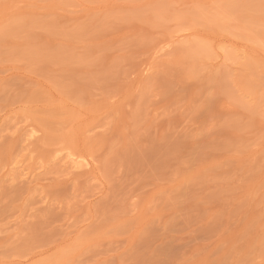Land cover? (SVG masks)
Returning <instances> with one entry per match:
<instances>
[{"label": "rangeland", "instance_id": "rangeland-1", "mask_svg": "<svg viewBox=\"0 0 264 264\" xmlns=\"http://www.w3.org/2000/svg\"><path fill=\"white\" fill-rule=\"evenodd\" d=\"M0 264H264V0H0Z\"/></svg>", "mask_w": 264, "mask_h": 264}, {"label": "bare ground", "instance_id": "bare-ground-1", "mask_svg": "<svg viewBox=\"0 0 264 264\" xmlns=\"http://www.w3.org/2000/svg\"><path fill=\"white\" fill-rule=\"evenodd\" d=\"M91 133V132H90ZM27 136V135H26ZM34 139V138H33ZM23 142V141H22ZM72 159V158H71ZM70 160V159H69ZM83 161V160H82ZM20 162V161H19ZM75 163V165H76V168H78V167H80L81 166V164H80V162H76V161H73L72 162V164H74ZM19 164V163H18ZM12 165V164H11ZM26 165V164H25ZM22 167V166H21ZM73 167V166H72ZM74 168V167H73ZM86 168V167H85ZM26 169H28V168H26ZM25 172V171H24ZM29 173V172H28ZM20 175V174H19ZM30 176V175H29ZM34 176V175H33Z\"/></svg>", "mask_w": 264, "mask_h": 264}]
</instances>
